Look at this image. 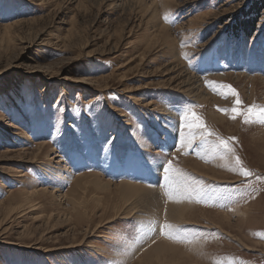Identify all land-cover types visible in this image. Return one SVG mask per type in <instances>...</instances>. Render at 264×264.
Returning <instances> with one entry per match:
<instances>
[{
  "label": "rangeland",
  "instance_id": "rangeland-1",
  "mask_svg": "<svg viewBox=\"0 0 264 264\" xmlns=\"http://www.w3.org/2000/svg\"><path fill=\"white\" fill-rule=\"evenodd\" d=\"M0 264H264V0H0Z\"/></svg>",
  "mask_w": 264,
  "mask_h": 264
},
{
  "label": "bare ground",
  "instance_id": "bare-ground-1",
  "mask_svg": "<svg viewBox=\"0 0 264 264\" xmlns=\"http://www.w3.org/2000/svg\"><path fill=\"white\" fill-rule=\"evenodd\" d=\"M186 81L187 86L184 88L188 96H192L194 94L192 97L200 98V94L203 93V89L198 84V80L190 76ZM168 134L169 140H171L170 138H174V129L171 131L169 130ZM145 164L148 166V170H146L144 173L151 177V183L153 184L155 182L156 175H158L156 173L159 171L160 165L155 161L151 163L147 161ZM100 182L104 183L102 180H100ZM111 186L112 185L109 183H104V187L110 188ZM119 186L122 191L125 192L122 197L126 198L128 204H126V206L122 208L120 212H117L115 217L109 218L105 224L113 223L118 218H121V216H123L122 219L135 217V219L141 222L140 228L142 236L139 239V244H146V242L154 240V237L152 238V236L156 231L155 229H158L157 222L163 215H165V219L171 223H174L175 225L189 223L187 222L190 221L188 217L192 216L188 215L189 213H187L190 209L189 206H185L184 203H179L180 201L177 200H165L158 188H147L126 182L120 184Z\"/></svg>",
  "mask_w": 264,
  "mask_h": 264
},
{
  "label": "snow or ice",
  "instance_id": "snow-or-ice-1",
  "mask_svg": "<svg viewBox=\"0 0 264 264\" xmlns=\"http://www.w3.org/2000/svg\"><path fill=\"white\" fill-rule=\"evenodd\" d=\"M235 94V93H234ZM237 103H239V101H237ZM249 111L250 112H252L253 110L252 109H249ZM235 118V117H234ZM196 118L195 117H193V120H195ZM246 123L248 122L247 120L245 121ZM203 125H202V123L201 124H199V125H197V124H195V123H189L188 124V127L189 128H192V127H202ZM222 143H223V146L225 147V148H228V143L227 142H225V141H222ZM240 163V160H239V158H237V164H239ZM244 175L245 176H247V175H249V173L248 172H244Z\"/></svg>",
  "mask_w": 264,
  "mask_h": 264
}]
</instances>
